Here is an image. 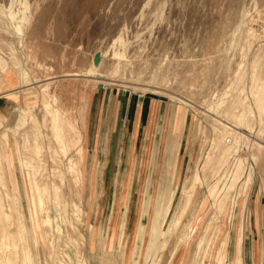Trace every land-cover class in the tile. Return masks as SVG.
Segmentation results:
<instances>
[{"label":"rangeland","instance_id":"1","mask_svg":"<svg viewBox=\"0 0 264 264\" xmlns=\"http://www.w3.org/2000/svg\"><path fill=\"white\" fill-rule=\"evenodd\" d=\"M263 28L264 0H0V264H144L160 227L149 264L178 242L184 264H264ZM120 102L154 106L114 142ZM56 113L82 135L79 183Z\"/></svg>","mask_w":264,"mask_h":264},{"label":"crops","instance_id":"2","mask_svg":"<svg viewBox=\"0 0 264 264\" xmlns=\"http://www.w3.org/2000/svg\"><path fill=\"white\" fill-rule=\"evenodd\" d=\"M9 92L10 90L4 89L3 85L0 84V115L8 108L9 99L7 98V96L9 95ZM106 100H107V94H105L103 98V94H100V96H98V94L96 93L94 94L91 100L89 116L92 117L94 115L95 117L97 118L100 117L101 119L100 127L98 129L96 128L95 130V137L93 139L94 141L95 139L98 140L97 134L100 135V132L102 130L103 118L105 115L104 103L106 102ZM143 102H145V100H143ZM130 106H131L130 102L128 103L120 102V104L116 107L114 120H113L114 121L113 129L111 130L112 131L111 134L114 133V142L116 138L120 140L119 135L121 133L122 126L126 124L127 121H130L129 124H131L132 130L136 129L137 132L142 127V125H144V123L147 124L148 122H150V118H151L150 115L154 106V105L152 106V103H150L149 106H147L146 104L145 108H143V103L142 106L140 107L135 106L137 108H135L134 106H132L131 108ZM155 110L158 111L159 114H161L162 112L161 104L159 106V109L155 108ZM87 134L89 141L92 137L90 126L87 129ZM251 198H252V215L254 221V234H255V238L256 235L259 236L260 238V236H264V194L261 191V188L258 187L257 189H255L253 191Z\"/></svg>","mask_w":264,"mask_h":264},{"label":"bare ground","instance_id":"3","mask_svg":"<svg viewBox=\"0 0 264 264\" xmlns=\"http://www.w3.org/2000/svg\"><path fill=\"white\" fill-rule=\"evenodd\" d=\"M260 61V60H259ZM259 61H257L256 63H259ZM256 66V65H255ZM258 92V91H257ZM255 94H257V93H255ZM258 95V94H257ZM241 96V95H240ZM246 99H247V97H246ZM245 99V101L247 102V100ZM239 101V100H238ZM241 101V100H240ZM239 101V102H240ZM243 101H244V99L242 100V103H243ZM238 102V103H239ZM256 102V101H255ZM244 104H245V102H244ZM256 104H258V107L259 108H261V106H262V96H261V94L259 93V98H258V101L256 102ZM241 105V104H240ZM247 105V107H249L248 106V104H246ZM246 105H244V106H246ZM242 106V105H241ZM249 108H247V110H248ZM70 112V111H69ZM64 113V112H63ZM65 114V113H64ZM240 114V113H239ZM237 117H238V115H237ZM237 117H235V119L237 118ZM241 117H243L242 116V114H241ZM240 117V119H242ZM246 118V117H245ZM245 118H243V119H245ZM237 120L239 121V119L237 118ZM52 123H53V125H55V128H56V130L55 131H58V133L57 132H55V134H56V137L60 140V142L61 143H64L63 145V149L64 150H61L62 152L64 151L65 152V154H70V155H72L73 157L71 158V160L69 161V166H68V173H70L71 175L72 174H74V178L72 179V181H74V183H79L80 181H81V175H82V172H81V170L78 168V165L80 166V164L84 161V156H85V150H84V147L82 146V145H80V142H81V140H82V135L81 134H76V135H72L73 137H72V139H68L69 140V145L68 144H66V141H68V140H66L65 138H66V134H65V130H64V124L63 123H66V125H67V127H68V129L70 130V127L72 126L71 124H69L70 123V121H67V119L66 120H64L63 118H61V116L59 115V113H56V115L54 116V118H53V121H52ZM239 124V123H238ZM63 130H64V132H63ZM226 130V129H225ZM72 131H75V129H74V127H73V129H72ZM223 138V137H222ZM224 139V138H223ZM241 139H242V137H241ZM230 140V139H229ZM8 141V140H7ZM65 141V142H64ZM221 141H222V139H221ZM237 141V140H236ZM227 143V142H226ZM231 141H229V143L226 145H224V147H222V152L224 153V155L226 154V152L231 148ZM8 144V143H7ZM54 151H55V149H54ZM54 154H56V152L54 153ZM64 156V155H63ZM225 162L226 161H222L220 158L218 159V161H217V163H216V165H215V167H214V171L213 172H217V173H219L220 172V170H221V168L223 167V165L225 164ZM40 167V166H39ZM56 171V170H55ZM58 171V170H57ZM52 175V174H51ZM63 175V174H62ZM45 176V175H44ZM60 176V175H59ZM238 176V173H236V177ZM48 177V176H47ZM62 177V176H61ZM52 178V177H51ZM63 178V177H62ZM48 178H46V180H47ZM37 180V179H36ZM49 184H52V182H50ZM46 188V187H45ZM40 189V188H39ZM37 190H35V192H36ZM46 191V190H45ZM43 192V191H42ZM44 194H45V192H44ZM38 195V194H37ZM36 195V196H37ZM39 197V196H38ZM37 198V197H36ZM38 200V199H37ZM156 201V200H155ZM74 202V201H73ZM3 208V207H2ZM186 209V208H185ZM2 211H3V209H2ZM5 212V211H4ZM4 212H3V214H4ZM177 213V212H176ZM6 214V213H5ZM4 214V215H5ZM179 216V215H178ZM175 217V216H174ZM4 218H6L5 216H4ZM181 218V216H179L178 217V219H176V221H175V223H177L178 221H179V219ZM1 223V222H0ZM174 224V223H173ZM173 224H171L170 226H173ZM183 227H185V226H183ZM3 229V228H2ZM182 229V228H181ZM223 229L224 228H220L219 230H218V232H219V235L222 233V231H223ZM196 231H197V229L196 228H193L192 229V231H191V234L193 233V234H195L196 233ZM5 233V232H4ZM152 233H153V231H152ZM4 235V234H3ZM161 235H163V231H162V227H160V228H155V235H154V237H153V239H151V241H150V253H149V257H147V254L144 256L145 257V263H144V261H143V263L144 264H147L148 263V259L150 258V255L155 251V249H156V246H157V244H158V240H159V238L161 237ZM179 236V235H178ZM166 237V236H165ZM183 237H185V238H190V237H187V235H186V233L184 232V231H182V238ZM143 238H144V236L142 237V241H143ZM181 238V237H180ZM2 239H5V238H2ZM149 239V238H148ZM150 240V239H149ZM148 240V241H149ZM244 241H245V239H244ZM244 241H243V248H244ZM177 243V242H176ZM179 245H180V243L178 242L177 244H176V246L174 247V249L170 252V254H168L167 255V257H166V259L162 262V264H184V262H181L180 261V259L177 257V255H180V252L181 251H179L180 250V247H179ZM148 246V245H147ZM162 246H163V244H162ZM6 248H7V246H6ZM179 252V253H178ZM6 255H8L9 256V254H6ZM154 255H155V252H154ZM153 255V256H154ZM177 257V258H176ZM8 259V258H7ZM144 260V259H143ZM183 260V259H182ZM234 263L233 264H244V261H243V259H237V258H235L234 259V261H233ZM149 264V263H148ZM219 264H222V263H220L219 262Z\"/></svg>","mask_w":264,"mask_h":264},{"label":"water","instance_id":"4","mask_svg":"<svg viewBox=\"0 0 264 264\" xmlns=\"http://www.w3.org/2000/svg\"><path fill=\"white\" fill-rule=\"evenodd\" d=\"M95 63L98 64V57L96 58ZM100 87L103 88V86H100ZM143 100H144V98L141 97V98H140V101L143 102Z\"/></svg>","mask_w":264,"mask_h":264},{"label":"built area","instance_id":"5","mask_svg":"<svg viewBox=\"0 0 264 264\" xmlns=\"http://www.w3.org/2000/svg\"><path fill=\"white\" fill-rule=\"evenodd\" d=\"M262 43H263V45H264V28H263V30H262Z\"/></svg>","mask_w":264,"mask_h":264}]
</instances>
